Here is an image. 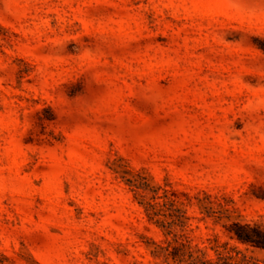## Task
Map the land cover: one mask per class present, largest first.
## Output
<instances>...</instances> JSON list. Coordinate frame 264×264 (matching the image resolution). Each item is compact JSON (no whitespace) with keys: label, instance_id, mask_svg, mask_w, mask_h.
Returning <instances> with one entry per match:
<instances>
[{"label":"rangeland","instance_id":"374dc122","mask_svg":"<svg viewBox=\"0 0 264 264\" xmlns=\"http://www.w3.org/2000/svg\"><path fill=\"white\" fill-rule=\"evenodd\" d=\"M262 185L264 0H0V264H185L161 213L221 244Z\"/></svg>","mask_w":264,"mask_h":264},{"label":"trees","instance_id":"16d2710c","mask_svg":"<svg viewBox=\"0 0 264 264\" xmlns=\"http://www.w3.org/2000/svg\"><path fill=\"white\" fill-rule=\"evenodd\" d=\"M198 193H203V196L199 197ZM185 196L190 201V205L188 206H194L200 203L206 211L212 209L211 211L215 213V215L218 213V215H216L218 218L221 217L219 214L221 212H233L237 210L235 201L231 198H227L225 194H223L222 199H218L204 191H198L196 194H187ZM240 197L243 200L253 199L264 201V185L257 189L255 187L254 190L246 189L241 193ZM204 200H206L207 203H204ZM173 201L174 199L171 198V204ZM161 214L165 217L169 216L170 219L177 222L182 228H190L188 235L183 236V239L177 241L176 245L172 244L173 239H164L166 244L162 248L168 250L167 253L164 254V258L169 255L178 262L186 260L185 264H237L232 262L231 255L222 253L218 248L220 246L225 247L228 241H233L237 244L264 249V219L261 217L256 218L254 215H251L246 220L235 218L223 223L221 233L227 240L218 244V240L216 238L211 239L206 232H203L200 237L197 235L194 236L195 242H193V237L190 235V232L198 227L195 225V227L192 228L190 220L193 218L197 220L203 219L204 217L212 215L210 212L206 215L198 216L187 214L186 210H181L180 207H174L168 208V212L163 211ZM224 216L229 217L230 214H225ZM167 233H169V231L165 232V234ZM169 246H171L170 249ZM208 250H212V253ZM245 263L246 262H242V264Z\"/></svg>","mask_w":264,"mask_h":264}]
</instances>
